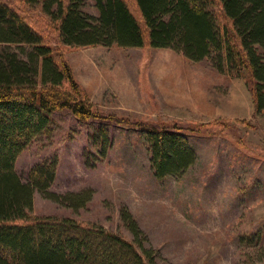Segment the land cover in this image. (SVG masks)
Returning <instances> with one entry per match:
<instances>
[{
	"label": "rangeland",
	"instance_id": "rangeland-1",
	"mask_svg": "<svg viewBox=\"0 0 264 264\" xmlns=\"http://www.w3.org/2000/svg\"><path fill=\"white\" fill-rule=\"evenodd\" d=\"M49 32L102 115L193 126L217 121L219 134L190 135L197 161L160 181L141 130L58 111L48 132L18 156V173L29 181L34 167L55 160L50 191L93 194L75 210L36 190L33 213L97 223L133 240L121 214L127 207L158 250L159 264H264V117L255 115L246 81L170 47L60 49L58 33ZM97 127L111 139L103 155L92 139Z\"/></svg>",
	"mask_w": 264,
	"mask_h": 264
},
{
	"label": "trees",
	"instance_id": "trees-1",
	"mask_svg": "<svg viewBox=\"0 0 264 264\" xmlns=\"http://www.w3.org/2000/svg\"><path fill=\"white\" fill-rule=\"evenodd\" d=\"M50 30L58 33L60 49L149 45L195 61L211 59L221 72L246 81L255 115L264 117V0H0V264H159L158 250L127 207L121 214L133 240L97 223L35 215L36 190L75 210L86 206L93 191H50L55 160L34 167L26 181L16 168L18 156L48 132L54 113L68 110L81 122L141 130L161 181L197 161L188 137H216L218 122L193 126L102 115L70 63L58 57ZM96 129L92 139L103 155L109 130Z\"/></svg>",
	"mask_w": 264,
	"mask_h": 264
}]
</instances>
